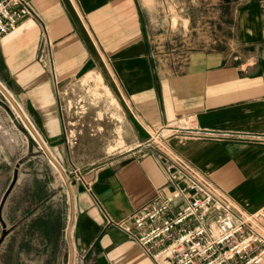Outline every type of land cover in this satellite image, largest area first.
I'll return each mask as SVG.
<instances>
[{
  "label": "crops",
  "instance_id": "0c3cea01",
  "mask_svg": "<svg viewBox=\"0 0 264 264\" xmlns=\"http://www.w3.org/2000/svg\"><path fill=\"white\" fill-rule=\"evenodd\" d=\"M33 5L38 18L0 37V82L37 117L48 157L62 168L67 217L65 206L60 212L48 201L47 222L50 237L65 233L66 264H156L114 222L195 177L183 162L235 207H264V0ZM207 20L208 39L221 47L193 50L183 66L163 53L172 36L200 35ZM91 73L105 82L134 136L128 153L73 177L64 163L61 93Z\"/></svg>",
  "mask_w": 264,
  "mask_h": 264
},
{
  "label": "rangeland",
  "instance_id": "374dc122",
  "mask_svg": "<svg viewBox=\"0 0 264 264\" xmlns=\"http://www.w3.org/2000/svg\"><path fill=\"white\" fill-rule=\"evenodd\" d=\"M208 22L203 23L204 32L200 35L172 36L163 53L177 60L184 50L181 45L190 51L218 49L221 43H213L206 34L212 29ZM0 83L4 86L0 85V264H66L65 233L61 232L56 240L51 238L47 222L53 218L48 210L49 206L53 210L51 204L62 212L65 206L64 218L67 217L69 200L62 168L48 157L45 132L39 130L37 117L28 114L6 85ZM61 106L66 141L65 147L62 145L64 163L73 177L85 167L101 165L128 153L134 132L96 73L65 88ZM34 195L46 206L43 220L47 224L43 230L39 227Z\"/></svg>",
  "mask_w": 264,
  "mask_h": 264
},
{
  "label": "built area",
  "instance_id": "2783aa9c",
  "mask_svg": "<svg viewBox=\"0 0 264 264\" xmlns=\"http://www.w3.org/2000/svg\"><path fill=\"white\" fill-rule=\"evenodd\" d=\"M26 17L38 18L33 0H0V37ZM178 55L184 65L189 48ZM194 174L168 193L114 224L137 240L156 264H264V207L247 212L232 202L189 164Z\"/></svg>",
  "mask_w": 264,
  "mask_h": 264
},
{
  "label": "bare ground",
  "instance_id": "6f19581e",
  "mask_svg": "<svg viewBox=\"0 0 264 264\" xmlns=\"http://www.w3.org/2000/svg\"><path fill=\"white\" fill-rule=\"evenodd\" d=\"M1 85V87H4L2 84H0ZM36 132V131H35ZM42 140V139H41ZM41 142V141H40ZM72 215V214H71ZM73 224V223H72ZM71 231V230H70Z\"/></svg>",
  "mask_w": 264,
  "mask_h": 264
}]
</instances>
